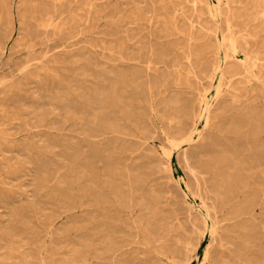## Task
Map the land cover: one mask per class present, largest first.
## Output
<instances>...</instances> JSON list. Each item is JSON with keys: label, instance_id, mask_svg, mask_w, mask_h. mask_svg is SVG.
<instances>
[{"label": "rangeland", "instance_id": "obj_1", "mask_svg": "<svg viewBox=\"0 0 264 264\" xmlns=\"http://www.w3.org/2000/svg\"><path fill=\"white\" fill-rule=\"evenodd\" d=\"M0 264H264V0H0Z\"/></svg>", "mask_w": 264, "mask_h": 264}]
</instances>
